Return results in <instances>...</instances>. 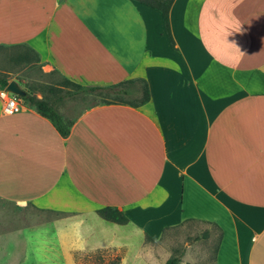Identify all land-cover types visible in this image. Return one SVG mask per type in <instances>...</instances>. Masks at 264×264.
I'll return each mask as SVG.
<instances>
[{
	"label": "crops",
	"instance_id": "1",
	"mask_svg": "<svg viewBox=\"0 0 264 264\" xmlns=\"http://www.w3.org/2000/svg\"><path fill=\"white\" fill-rule=\"evenodd\" d=\"M169 25L173 46L138 0H0V46L29 48L63 84L149 89L84 110L67 136L0 99V200L81 219L65 237L87 250L200 222L217 233L212 264H264V0H173Z\"/></svg>",
	"mask_w": 264,
	"mask_h": 264
},
{
	"label": "rangeland",
	"instance_id": "2",
	"mask_svg": "<svg viewBox=\"0 0 264 264\" xmlns=\"http://www.w3.org/2000/svg\"><path fill=\"white\" fill-rule=\"evenodd\" d=\"M0 77L16 80L37 98H60L56 107L67 122L104 101L98 93H77L73 87L63 84L54 71H44L27 47L0 46ZM65 218L61 213L0 200V235H4L0 237V264H164L171 256H180V260L184 257L186 264H212L217 233L200 222H184L167 229L155 240L137 237L131 240L130 248L107 246L87 250L78 247L83 242L81 234L70 243L65 237L70 226L81 219L69 223ZM52 220L56 221L51 223ZM79 230L78 227V233ZM206 232H209L207 236ZM53 235L57 236L62 250L49 248L55 242ZM112 242L115 243L114 238Z\"/></svg>",
	"mask_w": 264,
	"mask_h": 264
},
{
	"label": "trees",
	"instance_id": "3",
	"mask_svg": "<svg viewBox=\"0 0 264 264\" xmlns=\"http://www.w3.org/2000/svg\"><path fill=\"white\" fill-rule=\"evenodd\" d=\"M138 1L161 12L165 34L171 46H173V38L169 25V9L173 0ZM8 82L7 78L0 77V89L5 88ZM64 84L73 87L77 93H98L102 95L104 100L103 103L119 102L138 106L149 100L148 85L142 79H132L110 86H82L68 80H64ZM19 98L24 104H29L37 113L47 118L61 136L68 135L71 121H65L57 110L56 105L60 98L57 100H49L45 98H37L30 94H26L25 96ZM97 213L104 220L117 224H125L128 222V217L125 213L116 207H102L97 210ZM179 260L180 256H171L164 262V264H178Z\"/></svg>",
	"mask_w": 264,
	"mask_h": 264
},
{
	"label": "built area",
	"instance_id": "4",
	"mask_svg": "<svg viewBox=\"0 0 264 264\" xmlns=\"http://www.w3.org/2000/svg\"><path fill=\"white\" fill-rule=\"evenodd\" d=\"M0 99L4 102V113L11 114L20 111L21 100L17 95L10 93L3 88L0 89Z\"/></svg>",
	"mask_w": 264,
	"mask_h": 264
},
{
	"label": "water",
	"instance_id": "5",
	"mask_svg": "<svg viewBox=\"0 0 264 264\" xmlns=\"http://www.w3.org/2000/svg\"><path fill=\"white\" fill-rule=\"evenodd\" d=\"M5 90L19 97H23L28 94L25 89L20 87L16 80H10L5 87Z\"/></svg>",
	"mask_w": 264,
	"mask_h": 264
}]
</instances>
